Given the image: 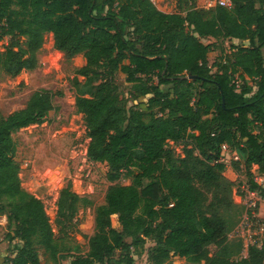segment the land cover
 <instances>
[{"label":"trees","instance_id":"obj_1","mask_svg":"<svg viewBox=\"0 0 264 264\" xmlns=\"http://www.w3.org/2000/svg\"><path fill=\"white\" fill-rule=\"evenodd\" d=\"M204 3L178 0V11L166 12L152 0H0V40L12 37L0 50V79L37 67L47 35L65 56L83 54L76 76L99 79L75 102L90 137L87 155L107 163L110 182L131 178L108 188L95 208L89 250L80 254L78 243L55 236L42 200L22 187L15 160L14 133L41 123L54 93L40 88L23 108L0 110V215L13 228L12 255L0 264H40V249L59 264L67 257L69 264H135L148 238L156 241L153 264H165L172 252L191 264H264V242L250 243L237 259L221 253L228 231L219 212L223 144L246 168L255 164L264 173V0ZM208 37L249 45L233 47L213 71L208 55L216 42L204 43ZM141 98L146 109L128 107ZM184 138L194 145L179 158L167 141ZM71 188L69 181L57 202L61 231L93 205ZM249 189L264 195L252 178Z\"/></svg>","mask_w":264,"mask_h":264},{"label":"rangeland","instance_id":"obj_2","mask_svg":"<svg viewBox=\"0 0 264 264\" xmlns=\"http://www.w3.org/2000/svg\"><path fill=\"white\" fill-rule=\"evenodd\" d=\"M163 11H178V0H152ZM206 8L218 4L217 0H204ZM11 36L0 40V50L10 44ZM16 39L22 40L17 37ZM204 43L216 42L208 55L209 64L216 71L223 60L235 50V46L249 45L246 40L224 39L216 41L213 37L203 38ZM86 59L83 54L67 57L52 46V38L46 36L45 42L38 52V65L34 69L22 70L18 76H6L0 79V110L7 115L23 108L34 90L45 88L54 93V108L41 123L31 124L14 133L17 142L15 160L19 164L21 185L27 191L40 198L56 237L65 236L72 244L81 246L80 254L89 250L88 240L95 230V208L104 204L108 188L115 184L128 185L131 178L123 177L115 182L107 179L109 166L105 162L91 160L87 155L90 142L88 129L82 113L77 111L76 97L90 96L99 79L93 76H76V69L84 66ZM125 75L118 74L117 81L124 82ZM128 88H125L127 90ZM127 96V94H126ZM150 95H147L148 98ZM141 98L129 101L128 107L136 105L147 108ZM194 144L191 139H168L167 147L173 149L176 157L185 156V148ZM197 153V151H196ZM221 162L226 167L221 172L222 187L225 203L219 208L227 222V241L222 254L231 259L247 255L248 245L252 242H264V199L260 195L250 193V179L259 178L263 173L258 165L253 164L246 168L239 161L237 152L227 145L222 149ZM136 172L137 170L134 169ZM71 182V189L79 194L89 196L93 205L82 207L72 222L67 223L61 231L57 223L58 199L60 191ZM260 181V180H259ZM264 186V183H262ZM223 186L228 189L225 193ZM114 226L119 227L117 217H114ZM13 228L9 226L7 216L0 215V249L5 248L0 255L11 256V245L7 239ZM130 241V239L128 238ZM16 239L14 242H17ZM156 241L148 238L140 252L135 254V264H153L149 253L155 247ZM2 252V251H1ZM40 264H59L49 258L43 249L39 250ZM71 257L60 260L69 264ZM1 263V262H0ZM165 264H191L184 257L171 253Z\"/></svg>","mask_w":264,"mask_h":264},{"label":"built area","instance_id":"obj_3","mask_svg":"<svg viewBox=\"0 0 264 264\" xmlns=\"http://www.w3.org/2000/svg\"><path fill=\"white\" fill-rule=\"evenodd\" d=\"M217 2H218V4H220V5H224V6H230V0H217ZM239 83H240V81L238 80L237 81V85H239ZM226 147H227V145L226 144H223L222 145V149H226ZM221 159V161H222V159H223V157L222 158H220ZM223 161H224V159H223ZM260 180V181H259ZM255 182H257L259 185H261V186H263L262 185V183H264V173L259 177V178H256L255 179ZM250 193L252 194V195H257V194H259L260 195V197H259V199L261 200V199H264V195H262L261 193H260V190H250Z\"/></svg>","mask_w":264,"mask_h":264},{"label":"water","instance_id":"obj_4","mask_svg":"<svg viewBox=\"0 0 264 264\" xmlns=\"http://www.w3.org/2000/svg\"><path fill=\"white\" fill-rule=\"evenodd\" d=\"M188 77L191 78V79H194V78H196L197 76H196V75H189ZM223 104H224V101H223Z\"/></svg>","mask_w":264,"mask_h":264},{"label":"crops","instance_id":"obj_5","mask_svg":"<svg viewBox=\"0 0 264 264\" xmlns=\"http://www.w3.org/2000/svg\"><path fill=\"white\" fill-rule=\"evenodd\" d=\"M4 250H5V248H3V247L0 249V255H1L2 253H4ZM1 251H2V252H1Z\"/></svg>","mask_w":264,"mask_h":264}]
</instances>
